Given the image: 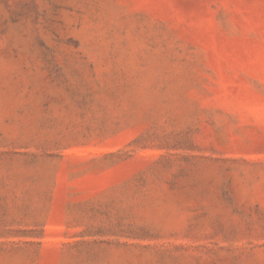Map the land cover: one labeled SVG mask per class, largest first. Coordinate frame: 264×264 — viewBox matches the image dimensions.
<instances>
[{"label":"rangeland","instance_id":"374dc122","mask_svg":"<svg viewBox=\"0 0 264 264\" xmlns=\"http://www.w3.org/2000/svg\"><path fill=\"white\" fill-rule=\"evenodd\" d=\"M0 264H264V0H0Z\"/></svg>","mask_w":264,"mask_h":264}]
</instances>
